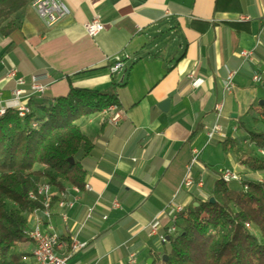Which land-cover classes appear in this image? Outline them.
<instances>
[{
  "label": "crops",
  "instance_id": "0c3cea01",
  "mask_svg": "<svg viewBox=\"0 0 264 264\" xmlns=\"http://www.w3.org/2000/svg\"><path fill=\"white\" fill-rule=\"evenodd\" d=\"M61 1L70 14L50 27L31 1L13 15L16 29L0 36V108L18 107L11 102L10 69L26 81L36 77L49 83L43 97H33L39 104L64 97L71 88L117 94L115 109L122 117L117 125L108 121L111 110L78 120L91 143L83 160L84 187L91 192L75 193L65 182L59 192L52 187L49 224L67 244V255L86 210L98 199L93 219L77 235L88 247L70 256L68 264H130L131 255L134 264H148L163 246L149 235V224L157 217L159 235L167 232V205L197 207L211 196L223 171L252 173L225 141L245 138L243 114H250L256 128L252 117L263 88L251 77L264 70V0ZM94 17L103 30L90 37L85 24ZM242 51H251L253 61H243ZM115 56L122 59L121 71H112ZM227 69L237 74L232 92L223 94ZM193 80H199L196 87ZM165 101L168 107L161 110ZM219 103L226 137L209 141ZM194 151L199 153L190 173L194 184L180 188ZM215 152L221 153L216 162ZM63 191L68 201L76 199L65 211L66 223L56 206ZM114 201L119 208H112ZM27 218L30 224V213ZM28 264L36 263L31 258Z\"/></svg>",
  "mask_w": 264,
  "mask_h": 264
},
{
  "label": "trees",
  "instance_id": "16d2710c",
  "mask_svg": "<svg viewBox=\"0 0 264 264\" xmlns=\"http://www.w3.org/2000/svg\"><path fill=\"white\" fill-rule=\"evenodd\" d=\"M31 1L0 0V36L8 37L16 29L13 15ZM258 85L263 88V104L259 101L252 117L256 128L242 143H225L241 166L263 175L264 78ZM26 105L29 112L24 117L12 107L0 116V264H28L32 258L27 215L41 204L28 193L40 182L57 192L64 182L83 190V160L91 143L80 132L78 120L120 107L116 93L74 88L40 104L29 98ZM162 244L151 264H264V181L226 183L219 176L211 196L183 210L176 231Z\"/></svg>",
  "mask_w": 264,
  "mask_h": 264
},
{
  "label": "built area",
  "instance_id": "2783aa9c",
  "mask_svg": "<svg viewBox=\"0 0 264 264\" xmlns=\"http://www.w3.org/2000/svg\"><path fill=\"white\" fill-rule=\"evenodd\" d=\"M32 7L37 13L38 17L45 23L46 26L50 27L59 19L70 14L68 7L61 0H32ZM247 17H241L240 20L245 21L248 20ZM262 24L264 26V16L262 17ZM85 30L88 36L95 37L98 33L103 30V24L101 23L99 17H94L90 22L85 24ZM240 56L245 62L253 61V53L251 51H242ZM123 69V62L119 56H115L112 58V71L117 72ZM236 71L226 70V77L222 81V90L223 94H230L234 88V78L236 76ZM7 78L12 80L15 84L14 89L12 90L11 102L15 103V105L21 108V115L19 117H24L28 112L29 108L27 107L25 101L26 99L33 97H42L46 91L48 90L49 83H42L36 77H31L29 81H26L23 77L17 76V72L15 69H10L7 72ZM191 78V76H190ZM264 78V70H259L253 72L251 81L253 84H260L261 80ZM199 80H193L192 86L196 87ZM222 103L215 105L216 111V121L214 125L207 132V137L209 141H212L219 137L220 139H224L226 136L222 132V127L219 124L221 119V111H222ZM7 107L0 108V116L4 115ZM122 119L120 112H118L117 117L113 120H108L111 124L117 125L119 121ZM199 153L197 151L193 152L190 163L186 168V174L180 184V188L189 189L193 186L194 181L191 178V168L197 161ZM221 179L226 182H238V176L229 171L225 170L221 174ZM42 185L36 186V188H41ZM78 187H72V190L77 191ZM88 192H91V187L88 185ZM76 199L72 201L67 200V196L65 191H63V195L61 198V205H57V208L62 212V218L64 219V223L67 222V216L65 211L69 210L73 207ZM98 199L95 201L97 204ZM94 206L89 207L86 210L83 220L79 224L78 232L75 235L76 237V253L85 250L88 247L87 241H81L78 239L77 235L81 232L86 224L93 219ZM120 205L117 201L112 203V208L117 209ZM169 209L171 214V225L167 229V232L164 235H159V221L157 217H155L151 223L149 224V235L158 237L161 243H164L169 234H172L176 229V223L178 221V217L183 213V208L179 204L175 202H171L166 207ZM36 216V223L31 226H27L25 229L26 232H30L34 237V246H32V251H34V258L36 264H68V260L66 259H55L53 255L48 254L47 242H43L42 236L38 230V219H46L48 221V216H52V210H49V201H45V205H41L40 207L34 209ZM105 219V217H103ZM49 224V223H48ZM51 232V240H56V243H61L56 237L54 229L52 225H50ZM130 264L135 263V256H130Z\"/></svg>",
  "mask_w": 264,
  "mask_h": 264
},
{
  "label": "bare ground",
  "instance_id": "6f19581e",
  "mask_svg": "<svg viewBox=\"0 0 264 264\" xmlns=\"http://www.w3.org/2000/svg\"><path fill=\"white\" fill-rule=\"evenodd\" d=\"M18 115H21V108L18 106L17 108L14 109ZM111 111H114L112 116L109 118V120H113L115 117H117L118 112L116 111L115 107H112L110 109ZM38 185H42L41 188H35V190L31 191L28 193V198L30 200H39L41 205H45V201H49V210H51V188L52 186L47 183V182H40ZM37 185V186H38ZM86 190H88V186L84 187ZM75 193H78L80 191V188L77 189V191L73 190ZM63 192L59 194V198L56 201V206L61 205V198H62ZM32 219L31 223L29 226L34 225L36 223V216H35V211L33 210L30 213ZM50 219L51 216H48V221L46 219H38V230L42 236L43 242H47V249H48V254L53 255L55 259H66L76 253V237L71 238V242L68 245L69 250L68 254L64 255V251L67 247V244L62 242L59 238V241L61 243H56V240H51V232H50ZM63 219V218H62ZM64 220V219H63ZM176 231V229H175ZM174 231V232H175ZM173 232V233H174ZM28 238L31 242V244L34 246V237L30 232H27ZM56 237H58L56 235ZM32 254V259L34 258V251H31ZM31 257V256H30Z\"/></svg>",
  "mask_w": 264,
  "mask_h": 264
},
{
  "label": "rangeland",
  "instance_id": "374dc122",
  "mask_svg": "<svg viewBox=\"0 0 264 264\" xmlns=\"http://www.w3.org/2000/svg\"><path fill=\"white\" fill-rule=\"evenodd\" d=\"M259 101L260 99L256 102V106L259 104ZM241 121L244 123V128L245 130H248V131H252L253 130V127L251 125V117H250V114H243L241 115ZM244 135V134H243ZM244 137H247V134L245 133V136ZM238 142L242 143V139L241 137L237 139ZM245 143V142H244ZM221 153H211L212 157H214L215 159H213L215 162L216 160L219 161V159L221 158ZM244 172V171H243ZM241 173L239 171H235V174L238 176V182H235V183H241L244 179H253V180H257L259 182H262L264 181V174H258V173H255V172H248L246 171V173ZM247 188V187H246ZM29 222V221H28Z\"/></svg>",
  "mask_w": 264,
  "mask_h": 264
},
{
  "label": "water",
  "instance_id": "95a60500",
  "mask_svg": "<svg viewBox=\"0 0 264 264\" xmlns=\"http://www.w3.org/2000/svg\"><path fill=\"white\" fill-rule=\"evenodd\" d=\"M168 104H169V101H165L164 103H162V105L159 106V108L161 110H166V108L168 107ZM262 104H263V102L260 101V105H262ZM69 162L72 163V160L70 159ZM210 201L213 202V198H211ZM163 258L166 260L167 257L164 256ZM151 262H152V260H149L148 264H151Z\"/></svg>",
  "mask_w": 264,
  "mask_h": 264
}]
</instances>
